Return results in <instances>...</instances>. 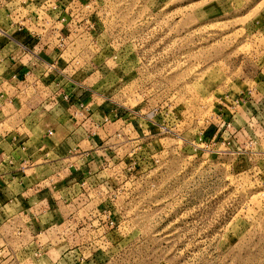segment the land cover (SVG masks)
Instances as JSON below:
<instances>
[{"label": "rangeland", "instance_id": "1", "mask_svg": "<svg viewBox=\"0 0 264 264\" xmlns=\"http://www.w3.org/2000/svg\"><path fill=\"white\" fill-rule=\"evenodd\" d=\"M44 2L0 0V25ZM69 3L87 20L74 53L104 68L108 109L153 136L102 159L62 249L90 264H264V107L233 109L264 88V0Z\"/></svg>", "mask_w": 264, "mask_h": 264}, {"label": "crops", "instance_id": "2", "mask_svg": "<svg viewBox=\"0 0 264 264\" xmlns=\"http://www.w3.org/2000/svg\"><path fill=\"white\" fill-rule=\"evenodd\" d=\"M45 1L58 2L60 12L69 3ZM44 5H28L26 27L14 33L18 40L2 43L0 69L11 68L0 76V264H30L37 250L48 264H90L88 249H62L79 235L66 225L79 216L72 210L86 202L81 191L103 171L102 159L109 153L120 156L125 146L153 134L144 124L133 125L123 108L108 109L104 68L91 72L74 53L85 36L82 23L67 15L68 27L55 13L42 15ZM47 16L52 23L43 19ZM52 24L63 27L61 55ZM33 28L39 36L30 33ZM97 72L101 76L89 82ZM257 93L242 104L248 119L264 88Z\"/></svg>", "mask_w": 264, "mask_h": 264}, {"label": "built area", "instance_id": "3", "mask_svg": "<svg viewBox=\"0 0 264 264\" xmlns=\"http://www.w3.org/2000/svg\"><path fill=\"white\" fill-rule=\"evenodd\" d=\"M61 6L58 2L54 1H50V4H49V8L47 9V15H52V14H56L58 17L57 20H59L60 22L62 23H66L67 21V15L72 17V18H76V16L74 15L75 12H76V9L75 7L71 4V3H68L65 7H63V12H60L61 10ZM60 12V13H59ZM67 12V13H66ZM15 16L14 17H17V19L15 20L14 18L12 19L11 16H8L7 15V18H6V25L4 26H1L0 25V55L2 54L1 52L3 51V40H6V39H14V40H18L17 37H15V34L18 32H22L24 27H26V16L25 15H22L21 11L19 9H17V11H15ZM48 16V17H49ZM11 17V18H10ZM43 19H46L43 18ZM53 19V18H52ZM52 19L50 17V19L48 20V22L51 20V23H52ZM84 20L83 19H80L77 21V23H81V21ZM84 22H87V20H84ZM67 25L69 24L66 23ZM52 36L55 37L57 39V49L59 50L58 54H62V51L63 49L65 48V38L62 36V30H63V27H57L55 26L54 24H52ZM68 27H70L68 25ZM12 30H15V34H13L11 31ZM30 33L31 34H34L36 36H39L40 34L37 35V30L35 29H30ZM70 34H72V30L70 29ZM5 42V41H4ZM21 44V47L23 48V50H29V48L26 46L25 43L23 42H20ZM33 54L35 55V57H39L38 54L36 52H33ZM2 62L0 61V64ZM16 63V62H15ZM2 65V64H1ZM0 65V66H1ZM45 67V66H44ZM48 67V65L46 66ZM11 67L9 65H7L6 67H4V69H0V76L2 78V76H4L5 72L6 71H9ZM264 82V80H263ZM64 98H68V95L65 94L64 95ZM244 98V97H242ZM251 98V97H250ZM249 100H244V99H239V98H236V99H233V109H237V107H239L240 105H242L243 103L247 102ZM260 103L259 101H256L258 103L259 106H262L264 107V96H262L260 98ZM145 123H147V120L144 121ZM263 122V121H262ZM231 122H229L227 125L228 126H231ZM52 133V132H50ZM118 136H121L120 134H118ZM41 251L37 250L34 252L35 255H40Z\"/></svg>", "mask_w": 264, "mask_h": 264}]
</instances>
